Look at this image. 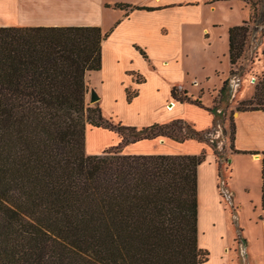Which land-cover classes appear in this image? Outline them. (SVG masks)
<instances>
[{"label": "trees", "instance_id": "16d2710c", "mask_svg": "<svg viewBox=\"0 0 264 264\" xmlns=\"http://www.w3.org/2000/svg\"><path fill=\"white\" fill-rule=\"evenodd\" d=\"M109 33L97 25H0V264L209 260V250L199 246L197 224V170L206 150L126 154L121 146L159 137L209 143L211 128L197 129L182 118L141 127L115 124L104 118L99 104L87 106L86 73L101 69ZM249 33L247 20L229 29L231 66L242 57ZM171 95L217 110L177 85ZM237 110L264 111V76ZM87 123L117 132L120 142L87 154ZM232 127L231 151L258 153L235 148V121ZM169 221L171 231L188 230L189 249L173 243Z\"/></svg>", "mask_w": 264, "mask_h": 264}, {"label": "crops", "instance_id": "0c3cea01", "mask_svg": "<svg viewBox=\"0 0 264 264\" xmlns=\"http://www.w3.org/2000/svg\"><path fill=\"white\" fill-rule=\"evenodd\" d=\"M246 8L243 0H239ZM189 0H0V25L1 26H69V25H97L109 36L102 43V68L94 70L105 75L96 82L90 80L91 73H86L89 90L95 89L104 117L121 121L125 125H145L153 123L147 119L153 114V106L145 101L146 96L157 97V86L165 87L166 104L172 105L171 109L165 108L161 118L157 120L168 122L184 115L186 109H191L195 115L197 129L213 126L215 114L204 109L184 105L186 102L176 101L172 98L171 89L174 85L168 82L164 75L172 79L184 78L183 68V27L184 23L197 21L198 15L194 13L193 5ZM116 3L126 6L115 7ZM141 7H153L149 10ZM198 7V6H197ZM250 14V12H249ZM206 28V27H205ZM207 29V28H206ZM229 42V34H228ZM140 44L146 52L157 61L158 67H152L149 59L144 58L134 47ZM110 58V59H109ZM131 58L133 61L131 62ZM150 58V57H149ZM137 62L146 67L139 74L138 83L125 62ZM106 61V63H105ZM111 61V62H109ZM125 64V67L123 66ZM109 68L105 71L104 68ZM153 68V69H151ZM128 73V74H127ZM145 75V76H144ZM183 89L187 88L182 84ZM136 90L137 94L132 101L127 99V91ZM116 92V96L115 93ZM108 108L105 111V108ZM188 109V110H189ZM220 111V110H219ZM148 114L149 117H145ZM125 116V120H123ZM145 118L138 123L139 118ZM236 131L234 146L240 150L258 151V153L231 152L233 160L236 156L250 158L252 161H263L264 168V111L263 110H237L234 116ZM207 123L198 126V123ZM137 124V125H136ZM205 126V128H204ZM141 127V126H138ZM169 139L167 143L166 140ZM117 132L102 127L87 129L85 149L87 154L101 153L106 147L120 142ZM153 140V139H152ZM141 140L135 144L126 145V154H197L203 149L207 150L208 162L213 161L214 151L204 142L187 140L177 142L168 137H159V141ZM214 162V161H213ZM212 165V164H209ZM214 167L215 163L213 164ZM207 166L199 165L198 175V243L203 244L199 230L200 203H201V174L207 176ZM217 171V168H215ZM262 212V213H261ZM260 212L263 218L258 219L255 227L248 230L239 229L240 248L247 255L246 264H264V208ZM247 233L248 235L244 234ZM206 237V236H205ZM201 245H199L201 247ZM226 245V246H225ZM224 248L229 245L226 243ZM203 248V247H202ZM225 254H227L225 252ZM246 258V257H245ZM210 259V257H209ZM228 257L226 262L229 263ZM207 262V261H206ZM201 264H206L201 263Z\"/></svg>", "mask_w": 264, "mask_h": 264}, {"label": "rangeland", "instance_id": "374dc122", "mask_svg": "<svg viewBox=\"0 0 264 264\" xmlns=\"http://www.w3.org/2000/svg\"><path fill=\"white\" fill-rule=\"evenodd\" d=\"M189 1H193L188 6L193 5L194 13L198 17L197 21L184 23L181 28V31L183 30L184 78L178 77L174 80L165 75L164 78L171 82V85H177L180 89H183L182 84H186L185 90L190 96L200 97L206 106L217 107L213 126L210 127V132L206 133L209 143H205L215 153L214 158L211 157L214 162H208L209 156L206 153V158L201 163V165L207 166L208 174L207 176L201 174L199 210L201 222L199 223V230L203 244L208 245V247L201 245L200 242L199 245L210 252V259L205 262L206 264H246L248 259L240 248L241 233L239 229L248 230L249 226L255 227V222L260 219L263 161H252L250 158L240 156H236L233 160L230 153L233 143L232 124L235 121L234 116L237 108L242 101L253 97L256 84L264 76V55L262 54L264 48V0H243L248 9L239 0ZM244 20H247L250 25V33L242 57L236 65L231 66L228 42L229 29L232 26L242 24ZM134 47L144 58L153 62V58L146 52L144 46L136 43ZM132 61L133 58H131ZM125 64L129 66L126 70H130L129 73H132L134 80L138 83L139 74H143L141 70L146 71V67L141 66L140 63L137 65L135 61L130 63V59ZM153 66L158 67L157 61L152 63ZM104 69L109 71L108 66ZM233 69L236 74H231ZM97 71L93 70L91 73V82H96L97 79L105 75L103 72L98 73ZM227 79L226 88L224 92H221V88ZM157 88L159 89L157 97L146 96L144 98L154 108L150 117L148 114L145 115V117H149L147 120L153 121V123L161 122L157 119L161 118L166 107L167 109L172 108L171 102L166 104L165 100H162L169 98V96L165 97V87L159 85ZM135 92L137 93L136 90L129 89L127 99L132 96V101L136 96L134 95ZM114 93L116 96V92ZM94 104L90 102L89 90L86 93V105L95 106ZM184 105L204 110L194 103L186 102ZM188 109L184 115L177 118L185 119L192 124L197 123L195 115L189 112L191 109ZM107 110L106 106L105 111ZM122 119L125 120V116ZM144 119L141 117L137 122L140 123ZM112 121L115 124L117 122L115 119ZM203 124L207 123H198V126ZM95 127L87 123L86 133L87 129ZM152 141L158 142L159 138ZM168 141L169 139L163 143ZM131 144L135 143L128 145ZM111 146L113 145L106 147L105 150ZM125 147L121 146L123 152ZM167 151L172 153L173 149L168 148ZM214 163L216 167L213 166ZM171 226L172 222L169 221L167 234L174 238L173 243H179L181 248L189 249L191 243L188 230L176 231L174 228L171 231ZM244 234L248 235L246 232ZM226 243H229L224 248L227 254L223 251ZM227 257L229 263L226 262Z\"/></svg>", "mask_w": 264, "mask_h": 264}, {"label": "water", "instance_id": "95a60500", "mask_svg": "<svg viewBox=\"0 0 264 264\" xmlns=\"http://www.w3.org/2000/svg\"><path fill=\"white\" fill-rule=\"evenodd\" d=\"M99 100V95L95 91V89L90 90V102L95 103Z\"/></svg>", "mask_w": 264, "mask_h": 264}]
</instances>
